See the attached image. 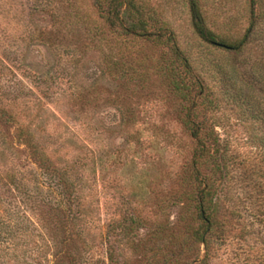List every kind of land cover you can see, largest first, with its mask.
I'll return each mask as SVG.
<instances>
[{"label":"rangeland","instance_id":"1","mask_svg":"<svg viewBox=\"0 0 264 264\" xmlns=\"http://www.w3.org/2000/svg\"><path fill=\"white\" fill-rule=\"evenodd\" d=\"M228 1L205 9L226 14L240 39L249 25L245 0ZM261 3L257 13L264 11ZM149 8L168 23L201 72L204 53L186 0H150ZM168 49L110 29L95 0H0V109L7 118L0 122V264L52 263L53 241L37 217L47 216L50 205L69 212L78 264H108V245L120 264L129 257L124 241L110 233L112 222L127 214L149 223L175 222L179 207L172 203L184 189L193 142L178 119L185 112L170 83L171 70L177 81L178 67L171 68ZM208 51V58L228 64L227 53ZM210 84L219 91L221 83ZM215 114L225 119L224 128H216L221 139L243 132L227 107ZM19 127L70 181L67 205L57 178L17 138ZM229 148L237 163L254 161L253 148L242 140ZM234 189L220 192L218 214L233 237L216 242L205 264H246L250 249L264 247V226L236 208ZM149 227L135 230L134 237L142 239Z\"/></svg>","mask_w":264,"mask_h":264},{"label":"trees","instance_id":"2","mask_svg":"<svg viewBox=\"0 0 264 264\" xmlns=\"http://www.w3.org/2000/svg\"><path fill=\"white\" fill-rule=\"evenodd\" d=\"M217 1L186 0L191 29L204 53L198 59L200 72L193 67L192 54L178 45L168 23L154 18L150 0H95L99 16L110 29L120 35L152 38L168 46L173 56L171 68L178 67V79H173L171 70L170 83L181 100L180 112H185L178 119L193 142L190 160L181 177L184 189L172 203L179 207L172 225L167 221L149 223L134 213L112 222L111 236L120 237L129 252L122 264L207 263L215 243H224L233 237L218 218L222 191L228 194L235 188L234 191L239 192L232 196L236 208L241 206L255 223L264 226V11H256L257 7H262L261 0H245L249 25L243 36L235 39V27L225 22L226 14L214 16L205 9ZM226 2L229 1L220 0V6ZM209 48L227 53L229 65L215 57L208 58L212 55ZM210 83H221L219 91ZM222 106L229 109L233 115L230 119L235 126L243 128V132L220 138L216 128H224L225 119L215 113L220 112ZM5 115L0 109L1 123L7 122ZM16 135L30 149L41 169L57 178L67 205L66 192L72 187L68 178L49 166L47 157L25 128L19 127ZM237 138L253 148L252 163H237L234 149L231 152L229 148ZM47 213V216L38 213L37 217L53 241L51 264H78L81 253L73 246L77 235L67 230L72 220L69 212L65 207L50 205ZM53 220L56 226L52 227ZM146 224L150 227L145 236L135 238L134 231ZM106 259L108 264H120L109 245ZM246 264H264V247L250 249Z\"/></svg>","mask_w":264,"mask_h":264}]
</instances>
